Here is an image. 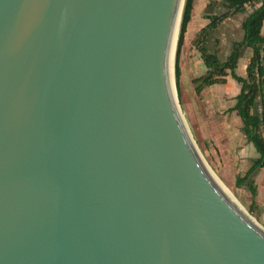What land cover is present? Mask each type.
I'll list each match as a JSON object with an SVG mask.
<instances>
[{
	"label": "water",
	"instance_id": "95a60500",
	"mask_svg": "<svg viewBox=\"0 0 264 264\" xmlns=\"http://www.w3.org/2000/svg\"><path fill=\"white\" fill-rule=\"evenodd\" d=\"M185 0H0V264H264L175 89Z\"/></svg>",
	"mask_w": 264,
	"mask_h": 264
},
{
	"label": "rangeland",
	"instance_id": "374dc122",
	"mask_svg": "<svg viewBox=\"0 0 264 264\" xmlns=\"http://www.w3.org/2000/svg\"><path fill=\"white\" fill-rule=\"evenodd\" d=\"M213 0H207L211 7L208 13L224 8ZM219 1V0H216ZM216 5V6H215ZM204 7V5H202ZM215 6V7H214ZM207 11L202 10L201 16ZM195 29V23L190 31ZM180 24L176 37L174 54V79L177 99L188 128L205 162L214 175L225 185L234 198L264 227V169H258L252 176L256 194L250 188L249 181L239 183L258 156L252 143L248 142L242 131V121L236 111H231L235 103L238 86H224V83L205 87L202 92L196 90L195 78L203 75L207 68L201 52L195 43L194 35L185 34L180 53V75L175 76V59ZM210 40V41H209ZM224 42V22L208 38L207 48L217 46V41ZM219 56L224 60V45ZM217 48V47H216Z\"/></svg>",
	"mask_w": 264,
	"mask_h": 264
},
{
	"label": "trees",
	"instance_id": "16d2710c",
	"mask_svg": "<svg viewBox=\"0 0 264 264\" xmlns=\"http://www.w3.org/2000/svg\"><path fill=\"white\" fill-rule=\"evenodd\" d=\"M193 5L194 0H185L184 2L175 59L176 80L180 75V53L188 23L192 17ZM222 5L227 8V11L214 16L195 38V43L201 52L207 70L203 75L195 78L194 81L197 84L196 90L198 93L202 92L205 87L224 83L229 74L242 83L241 90L236 96V103L230 110L238 111L243 124V132L248 142L254 145L258 156L253 159L245 176L239 179V183L251 179L249 185L252 192L256 194L252 176L255 175L258 169L264 168V34L262 33L264 0H222ZM250 8L251 12L248 13L243 23L245 28L244 39L234 42L226 59H221L218 51L211 52L208 50L206 42L212 31L225 18L239 12H245ZM245 47H251L253 54L247 66V74L243 77L238 75L235 70Z\"/></svg>",
	"mask_w": 264,
	"mask_h": 264
},
{
	"label": "crops",
	"instance_id": "0c3cea01",
	"mask_svg": "<svg viewBox=\"0 0 264 264\" xmlns=\"http://www.w3.org/2000/svg\"><path fill=\"white\" fill-rule=\"evenodd\" d=\"M215 2H218L223 7L222 0H219V1L213 0L212 1V5H213V3L215 4ZM206 3H208L207 0H194L193 10H192V17H191V20L188 23V27H187V31H186V33L188 32L189 36L190 35H194V37L196 38V36L199 33V31L203 27H205L207 24H209L211 19L214 16L221 15L223 12L225 13L227 11V8L224 6L223 7L224 10L221 11L220 13H218V12L208 13V11L211 9V7L207 6ZM202 5H204V7ZM203 9H205L207 11V13H205L203 16H201V12H202ZM250 12H251V8L248 9L247 11H245V12H239V13H236V14H234L232 16H229V17L225 18L221 22V24L224 22V40H222L224 42H221V40H220V42L217 41V46H216L217 48L214 47V42H213L212 43V45H213L212 49L209 48L208 50H210L211 52L218 51V53H219L220 50L223 49L221 44L224 45V60H225L226 57L228 56V54L230 53L234 42L242 41L244 39L245 28H244L243 23H244V20H245L246 16ZM193 23H195V29L190 31V27H191V25ZM219 26L212 31V33L210 34L209 37H211V35H213L217 31ZM262 33L264 34V22H263V26H262ZM252 54H253V49L251 47H245L244 48L243 54H242L241 58L239 59L237 68L235 70V72L238 75L243 76V77L246 76V74H247V66H248L250 58L252 57ZM263 62H264V60H263ZM234 83L238 86V92L236 94V96H237L239 94L240 90H241V87H242V83H240L237 79H235L233 76H231L229 74L226 77V81L224 82V86H227V85L228 86H232ZM236 96H235V103H236ZM235 103H234V105H235ZM233 106H231V108ZM233 111H236V110H233ZM236 112L238 113V111H236ZM238 115H239V113H238ZM239 117H240V115H239ZM242 126H243V124H242ZM242 131H243V129H242ZM262 169H264V168H262Z\"/></svg>",
	"mask_w": 264,
	"mask_h": 264
},
{
	"label": "bare ground",
	"instance_id": "6f19581e",
	"mask_svg": "<svg viewBox=\"0 0 264 264\" xmlns=\"http://www.w3.org/2000/svg\"><path fill=\"white\" fill-rule=\"evenodd\" d=\"M174 54H175V43H174V51H173V65L172 68L174 69ZM219 180V179H218ZM220 181V180H219ZM221 182V181H220ZM222 183V182H221ZM223 184V183H222ZM223 186L225 187V185L223 184ZM226 188V187H225Z\"/></svg>",
	"mask_w": 264,
	"mask_h": 264
}]
</instances>
